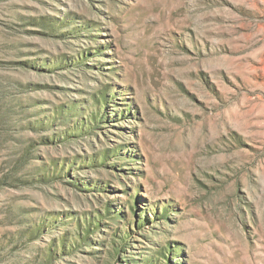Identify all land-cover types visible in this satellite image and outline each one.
Returning a JSON list of instances; mask_svg holds the SVG:
<instances>
[{"label":"rangeland","instance_id":"374dc122","mask_svg":"<svg viewBox=\"0 0 264 264\" xmlns=\"http://www.w3.org/2000/svg\"><path fill=\"white\" fill-rule=\"evenodd\" d=\"M0 264H264V0H0Z\"/></svg>","mask_w":264,"mask_h":264}]
</instances>
